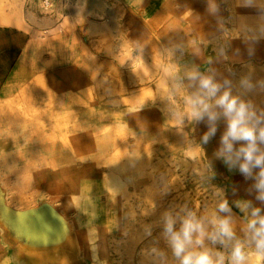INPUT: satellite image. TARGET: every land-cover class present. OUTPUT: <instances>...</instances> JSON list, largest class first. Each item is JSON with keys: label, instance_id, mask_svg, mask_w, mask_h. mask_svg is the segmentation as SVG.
<instances>
[{"label": "rangeland", "instance_id": "1", "mask_svg": "<svg viewBox=\"0 0 264 264\" xmlns=\"http://www.w3.org/2000/svg\"><path fill=\"white\" fill-rule=\"evenodd\" d=\"M44 4V0H21L17 14L4 1L0 13L19 15L23 24L42 30L38 35L45 39L37 41L61 40L63 56L64 43L71 49L69 81L52 83L53 91L68 95L67 129H63L67 145L60 147L68 159L37 162L36 167L26 166V161L1 163L6 175L16 176L1 182L9 193L0 194V218L15 212L21 220L31 213L38 230L61 237L50 218L61 223L77 217L63 207L71 205L67 200L74 195L78 203L79 190L91 187L101 223L83 226V219L76 226L82 230L85 259L91 264H178L163 235L164 220L171 215L178 229L189 212L204 220L208 231L213 216H227L245 252L254 251L246 225L253 208L264 209V202L257 199L260 170L246 179L238 167L230 169L217 155L226 130L222 116L215 122V135L204 142L212 125L207 117L201 122L192 117L194 102L202 99L213 106L211 111L220 110L192 76L211 77L222 91L251 105L257 119L264 120V97L247 81L257 73L255 63L262 61H256L260 55L254 43L264 41V0H48ZM134 59H141L140 66ZM259 147L264 150V144ZM29 169L36 176L29 177L33 173ZM83 197L78 201L83 203ZM29 201L34 205L31 210ZM225 202L230 211L219 212ZM7 204L20 210L4 209ZM205 244L230 254L231 244L226 248L207 240Z\"/></svg>", "mask_w": 264, "mask_h": 264}, {"label": "crops", "instance_id": "2", "mask_svg": "<svg viewBox=\"0 0 264 264\" xmlns=\"http://www.w3.org/2000/svg\"><path fill=\"white\" fill-rule=\"evenodd\" d=\"M4 1L11 3L12 12L18 14L21 0H0ZM8 17L18 18L19 15ZM41 31L33 25L0 24V164L3 165L5 162H63L68 159L67 153L60 148L67 145V142H63V138L67 137L63 129L69 112L68 95L62 90L53 91L52 85L53 82L69 81L67 46L64 47L63 56L59 51L62 50L61 40L37 41L34 35ZM254 50L260 55L256 61H262L255 63L257 73L252 80L247 81L259 92L258 96L264 97V41L255 42ZM9 153L12 158L1 159ZM33 166L36 167L35 164ZM29 171L33 172L29 177L36 176L34 170ZM7 176L15 177L16 174L6 175L0 169V194L9 193L1 183ZM7 206L9 210H20ZM33 208V201H29L27 209ZM258 208L264 214V209L261 206ZM63 209L75 213L77 217L67 218L61 223L50 218L52 224L61 230V237L38 230L37 219L31 213L24 215L22 221L16 217L15 212L8 213L7 218L1 217L0 264H91L85 259L82 243L84 236L80 233L82 230L76 229L84 215L73 205H66ZM3 214H6L5 210Z\"/></svg>", "mask_w": 264, "mask_h": 264}, {"label": "clouds", "instance_id": "3", "mask_svg": "<svg viewBox=\"0 0 264 264\" xmlns=\"http://www.w3.org/2000/svg\"><path fill=\"white\" fill-rule=\"evenodd\" d=\"M192 79L199 80V88L208 98H215L214 106L219 113L211 111L212 105L202 99L194 102L192 117L201 122L207 117L212 126L204 136V142L215 135V122L223 117L226 121V130L221 136L220 148L217 155L223 158L231 169L238 167L239 172L247 179L253 170L259 169V181L256 189L259 192L257 199L264 202V150L259 145L264 144V120L257 119V114L251 111V105L231 95L229 91H222V86L211 77H199L193 74ZM198 105L199 107H196ZM239 145V147H236ZM249 207V205H245ZM230 211L227 203L219 205V212ZM251 219L246 225L250 234V243L254 246L256 264L264 261V214L260 208H253ZM177 220L167 215L163 225V235L166 238L172 254L178 264H225V255L221 251H213L206 246L205 241L213 245L230 248V264H250L249 255L245 246L236 237L232 222L227 216L221 218L213 216L207 223L212 231H208L204 220L189 212L176 228Z\"/></svg>", "mask_w": 264, "mask_h": 264}, {"label": "bare ground", "instance_id": "4", "mask_svg": "<svg viewBox=\"0 0 264 264\" xmlns=\"http://www.w3.org/2000/svg\"><path fill=\"white\" fill-rule=\"evenodd\" d=\"M14 1V0H13ZM56 2H57V0H56ZM96 3V2H95ZM46 4H44V6H45ZM103 5V4H102ZM35 6H37V5H35ZM51 6V5H50ZM54 7V6H53ZM52 7V8H53ZM100 7V6H99ZM51 8V9H52ZM104 9V8H103ZM44 10V9H43ZM46 10V9H45ZM44 10V11H45ZM50 10V9H49ZM93 12H95V11H93ZM0 24L1 25H13V26H22V25H24L22 22H21V20H19V19H17V18H13V17H8V16H2L1 14H0ZM64 26V25H63ZM60 30V29H59ZM56 30H54L53 32H55ZM58 32V31H57ZM114 33V32H113ZM39 33H37V34H35L34 36H35V38L36 39H45V38H43V37H41V36H39L38 35ZM53 34H55V33H53ZM57 35V34H56ZM58 37H59V35H57ZM89 36V35H88ZM110 36V35H109ZM113 36H115V35H113ZM111 37H112V33H111ZM54 39V38H53ZM104 40V39H103ZM117 40H119V39H117ZM110 42H111V39H110ZM94 43V42H93ZM114 43V42H113ZM118 43H119V41H118ZM121 43V42H120ZM69 44H70V42H69ZM112 45H114V44H112ZM67 46L69 47V45L67 44ZM119 46V45H118ZM64 47H65V43H64V45H63V49H64ZM67 48V47H66ZM80 48V47H79ZM82 48V47H81ZM97 48V47H96ZM118 48V47H117ZM68 50V52H67V57L68 58H73V55H72V53L70 52V50L71 49H69V48H67ZM116 49V48H115ZM128 49V48H127ZM111 50V49H110ZM113 50V49H112ZM109 51V50H108ZM82 52V51H81ZM102 52V51H101ZM116 52V51H115ZM143 52V51H142ZM104 53V52H103ZM105 53H107V51L105 52ZM83 54V53H82ZM118 54V53H117ZM124 54V53H123ZM125 55H127L126 53H125ZM113 56H114V54H113ZM113 56L111 57V58H113ZM116 56V55H115ZM129 56V55H128ZM137 56V55H136ZM81 57V56H80ZM88 57H90V56H88ZM94 57V56H93ZM93 57H91V58H93ZM97 57V56H96ZM125 57V56H124ZM90 58V59H91ZM89 59V60H90ZM105 59V58H104ZM117 59V58H116ZM123 59V58H122ZM80 60V59H79ZM119 60V59H118ZM125 60V59H124ZM130 60V59H129ZM129 60H128V62H129ZM112 61V60H111ZM117 61V60H116ZM120 61V60H119ZM133 61H136L135 62V64L137 65V66H140V64H141V59H134ZM86 62V61H85ZM99 63V61L97 60V64ZM118 63V62H117ZM95 64V63H94ZM83 65V64H82ZM86 65V64H85ZM102 65V64H101ZM103 65H104V63H103ZM102 65V66H103ZM129 65V64H128ZM111 66V65H110ZM92 67H94L93 65H92ZM106 67V66H105ZM114 67V66H113ZM96 68V67H95ZM97 68H99V66L97 67ZM111 68V67H110ZM109 68V69H110ZM126 69V68H125ZM140 70H141V68H139ZM86 70V69H85ZM84 70V71H85ZM105 70V69H104ZM113 70H114V68H113ZM117 70V69H116ZM119 70V69H118ZM129 70V69H128ZM96 71H97V69H96ZM102 71H103V68H102ZM101 71V72H102ZM122 72V71H121ZM113 73V72H112ZM118 73V72H117ZM125 73H126V71H125ZM86 74V73H85ZM102 74H103V72H102ZM119 74H121V73H119ZM111 75V74H110ZM122 75H123V73H122ZM105 76V75H104ZM118 77V76H117ZM124 77V76H123ZM86 78V77H85ZM104 78V77H103ZM115 78V77H114ZM155 78V77H154ZM78 79V78H77ZM90 79V78H89ZM93 80V79H92ZM91 81V80H90ZM108 81H109V79H108ZM113 81H116V80H112V82ZM77 82H78V80H77ZM93 82V81H92ZM91 82V83H92ZM99 82H100V80H99ZM107 82V81H106ZM79 83H81V82H79ZM94 83V82H93ZM78 84V83H77ZM84 84V83H83ZM110 84H111V81H110ZM147 85V84H146ZM79 86H80V84H79ZM84 87V86H83ZM118 88V87H117ZM85 89V88H84ZM89 89V88H88ZM111 89V88H110ZM77 90V89H76ZM93 90V89H92ZM86 91V90H85ZM91 92V91H90ZM93 93H94V91H93ZM88 94V93H87ZM95 95V94H94ZM100 95V94H99ZM79 96V95H78ZM89 96H91V95H89ZM83 97V96H82ZM86 97V96H85ZM107 97V96H106ZM86 98H88V97H86ZM123 98V97H122ZM94 99H96V98H94ZM90 100V99H89ZM107 100V99H106ZM109 100V99H108ZM119 100V99H118ZM102 101V100H101ZM103 101H104V99H103ZM158 101V100H157ZM80 102H81V105H83L84 103H82V101L80 100ZM106 102H108V101H106ZM118 102H120V101H118ZM89 103H90V101H89ZM111 103H112V101H111ZM114 103H117V99H116V102L114 101ZM121 103H122V101H121ZM120 103V104H121ZM94 104H95V102H94ZM97 104V103H96ZM101 104V103H100ZM91 105V104H90ZM99 105V104H98ZM113 105V104H112ZM74 106H77V105H74ZM109 107V106H108ZM112 107V106H111ZM119 108H120V106H119ZM118 108V109H119ZM125 109V108H124ZM111 111V110H110ZM156 111V110H155ZM103 112V111H102ZM112 113V112H111ZM111 113H109V114H111ZM102 114V113H101ZM100 114V115H101ZM98 116V115H97ZM11 117V116H10ZM99 117V116H98ZM93 118V117H92ZM97 119V118H96ZM107 119V118H106ZM71 120V119H70ZM102 120V119H101ZM68 121H69V119H68ZM75 122V121H74ZM8 123V122H7ZM118 123V122H117ZM140 123V125H141V121L139 122ZM113 124V123H112ZM13 125V124H12ZM68 125H69V123H68ZM72 125H74V124H72ZM136 125H138V124H136ZM144 125V124H143ZM94 126V125H93ZM119 126V125H118ZM122 126V125H121ZM14 127V126H13ZM57 127V126H56ZM65 127V126H64ZM99 127V126H98ZM66 128V127H65ZM69 128V127H68ZM141 128V127H140ZM10 129V128H9ZM51 129V128H50ZM56 129H58V128H56ZM62 129V128H61ZM67 129V128H66ZM13 130V129H12ZM76 130V129H75ZM110 130V129H109ZM119 129L117 128V131H118ZM121 130H123V128L121 129ZM121 130L119 131V132H121ZM20 132L22 131V130H19ZM24 131V130H23ZM56 131V130H55ZM111 131V130H110ZM52 132V131H51ZM68 132V131H67ZM105 132V131H104ZM112 132V131H111ZM110 132V133H111ZM113 132H114V130H113ZM125 132V131H124ZM71 133V132H70ZM127 133V132H126ZM137 133V132H136ZM63 134V133H62ZM97 134V133H96ZM116 134V133H115ZM65 135V134H64ZM63 135V136H64ZM70 135V134H69ZM95 135V134H94ZM109 136H112V135H110V134H108ZM119 135V134H118ZM124 135V134H123ZM48 136V135H47ZM62 136V137H63ZM44 137H46V136H44ZM66 137V136H65ZM143 137V136H142ZM14 138V137H13ZM38 138H39V136H38ZM49 138V137H48ZM114 138V137H113ZM126 137H124V139H125ZM29 139V138H28ZM41 139V138H40ZM46 138H44V140H45ZM60 139V138H59ZM58 139V140H59ZM101 139V138H100ZM99 139V140H100ZM109 139V138H108ZM115 139H116V136H115ZM143 139H144V137H143ZM58 140H57V142H58ZM76 140V139H75ZM137 140V139H136ZM138 140H139V138H138ZM38 141V139L36 140V141H34V142H37ZM46 141V140H45ZM49 141H51V140H49ZM48 141V142H49ZM62 141V140H61ZM115 141V140H114ZM41 142V141H40ZM44 142V141H43ZM52 142V141H51ZM55 142V141H54ZM64 142V141H63ZM120 143L122 142V140L121 141H119ZM125 142H126V139H125ZM47 143V142H46ZM43 144H45V143H43ZM114 144V143H113ZM116 144V143H115ZM122 144V143H121ZM128 144V143H127ZM123 145V144H122ZM122 145H121V147H122ZM125 145V144H124ZM115 146V145H114ZM68 147V146H67ZM70 147V146H69ZM113 147V146H112ZM128 147V146H127ZM126 147V148H127ZM125 149V148H124ZM8 150H6V152H7ZM15 151V150H14ZM72 151V150H71ZM9 152H11V153H13L11 150H9ZM8 153V152H7ZM11 153H9V154H5L1 159H10V158H12V156H11ZM15 153V152H14ZM68 153H70V152H68ZM16 154V153H15ZM71 154V153H70ZM13 155V154H12ZM73 155V154H72ZM147 155V154H146ZM99 156H100V154H99ZM134 157H136V155H133ZM143 156H145V154L143 155ZM14 157V156H13ZM65 157V156H64ZM128 157V156H127ZM132 157V156H131ZM130 157V158H131ZM15 158V157H14ZM46 158H48V157H46ZM84 158V157H83ZM129 158V157H128ZM127 158V159H128ZM148 158V157H147ZM145 159L144 157H143V161H145L146 162V160H148V159ZM21 159V158H20ZM45 159V158H44ZM80 159V158H79ZM126 159V158H125ZM135 159H137V157L135 158ZM134 159V160H135ZM139 159V158H138ZM145 159V160H144ZM19 160V159H18ZM81 160V159H80ZM124 160V159H123ZM141 160V159H140ZM53 161V160H52ZM116 161V160H115ZM132 161H133V159H132ZM139 161V160H138ZM148 162H149V160H148ZM117 163V162H116ZM137 163V162H136ZM156 163V162H155ZM56 165L58 164V163H55ZM113 164H115V162L113 163ZM33 165H34V163L33 162H30V163H27V165L26 166H28V167H33ZM52 165V164H51ZM55 165V166H56ZM104 165V164H103ZM109 165V164H108ZM149 165V164H148ZM118 166V165H117ZM127 166V165H126ZM112 168V167H111ZM123 168H124V166H123ZM47 168H45V170H46ZM118 169V168H117ZM107 170V169H106ZM116 170V169H115ZM120 170V169H119ZM119 170H118V172H119ZM85 171V170H84ZM43 172L45 173V171L43 170ZM42 172V173H43ZM114 172V171H113ZM41 173V174H42ZM107 173H109V172H107ZM106 173V174H107ZM115 173V172H114ZM113 173V174H114ZM120 173V172H119ZM155 173V172H154ZM112 175V174H111ZM127 175V174H126ZM54 176H55V174H54ZM58 176V175H57ZM114 178H115V176L117 177L118 175H112ZM25 177V176H24ZM26 178V177H25ZM41 178V177H40ZM46 178V177H45ZM104 178H105V176H104ZM103 178V179H104ZM131 178V177H130ZM133 178V177H132ZM46 179H48V177L46 178ZM50 179V178H49ZM60 180V179H59ZM116 180V179H115ZM67 181V180H66ZM112 181V180H111ZM70 182V181H69ZM114 182V181H113ZM117 182V181H116ZM118 183V182H117ZM124 183V182H123ZM3 184V183H2ZM127 184H128V182H127ZM69 185V184H68ZM74 185V184H73ZM121 185V184H120ZM123 185V184H122ZM3 186V185H2ZM46 186V185H45ZM67 186V185H66ZM71 187V186H70ZM6 188V187H5ZM24 188V187H23ZM53 188H54V186H53ZM54 190V189H53ZM69 190V189H68ZM72 190H73V188H72ZM107 190H109V189H107L106 188V191ZM48 191V190H47ZM71 191V190H70ZM118 191V190H117ZM55 192V191H54ZM62 192V191H61ZM74 192V191H73ZM77 192V191H76ZM52 193V192H51ZM75 193V192H74ZM143 193V192H142ZM148 193V192H147ZM36 195V194H35ZM51 195V194H50ZM62 195H63V193H62ZM72 195H74V194H72ZM82 195H84V201H83V203H82V201L81 202H79L78 201V198L77 197H79V196H82ZM43 197V196H42ZM49 197V196H48ZM64 197H66V196H64ZM77 197H76V199H77V202L78 203H75L74 201H75V195H74V197H72L71 199H69V200H67L71 205H74L77 209H79V211L82 213V214H85L84 215V221H83V226H88V225H91V226H98L99 225V223H101V212L98 210V208H96V206H95V189H93V188H91V187H84L83 189H80L79 190V192H78V194H77ZM100 197V196H99ZM128 197V196H127ZM34 198V197H33ZM46 198V197H45ZM51 199H52V196H51ZM80 199V198H79ZM74 200V201H73ZM142 200V199H141ZM51 201V200H50ZM66 201V202H67ZM130 201V200H129ZM20 202V201H19ZM65 202V203H66ZM21 203V202H20ZM32 203V202H31ZM57 203V202H56ZM91 203V205H89ZM29 205V204H28ZM50 205V204H49ZM89 205V206H88ZM20 206V205H19ZM54 207V206H53ZM65 207V206H64ZM63 207V208H64ZM68 208H70V207H68ZM114 208V207H113ZM53 209V208H52ZM58 209V208H57ZM120 210V209H119ZM119 212V211H118ZM58 216V215H57ZM71 216V215H70ZM122 218V217H121ZM147 220V219H146ZM158 220V219H157ZM155 222V221H154ZM152 223H150V225H151ZM149 225V226H150ZM153 225V224H152ZM156 225V224H155ZM64 228V227H63ZM76 230V229H75ZM132 231V230H131ZM88 232V231H87ZM76 233V232H75ZM74 236V235H73ZM144 236V235H143ZM67 239V238H66ZM69 239V238H68ZM80 240V239H79ZM1 242V241H0ZM77 242V241H76ZM18 250V249H17ZM76 250H77V248H76ZM150 251V250H149ZM133 252H134V250H133ZM80 253V252H79ZM248 255H249V261H250V264H256V255H255V250L253 251V250H251V251H248V252H246ZM224 255H225V261H226V259H228V263L227 264H230V254L227 256V254H226V252H224ZM22 257V256H21ZM145 257V256H144ZM13 258V257H12ZM93 258H96V253H93ZM11 262H13V259H12V261ZM17 264V263H16ZM261 264H264V261H261Z\"/></svg>", "mask_w": 264, "mask_h": 264}, {"label": "built area", "instance_id": "5", "mask_svg": "<svg viewBox=\"0 0 264 264\" xmlns=\"http://www.w3.org/2000/svg\"><path fill=\"white\" fill-rule=\"evenodd\" d=\"M44 3L47 5V3H48V0H44Z\"/></svg>", "mask_w": 264, "mask_h": 264}, {"label": "water", "instance_id": "6", "mask_svg": "<svg viewBox=\"0 0 264 264\" xmlns=\"http://www.w3.org/2000/svg\"><path fill=\"white\" fill-rule=\"evenodd\" d=\"M5 209L9 210L8 208H5ZM9 211H10V210H9Z\"/></svg>", "mask_w": 264, "mask_h": 264}]
</instances>
